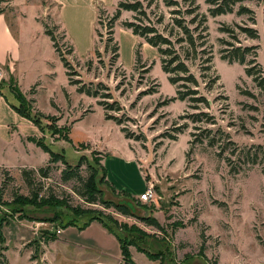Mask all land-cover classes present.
Here are the masks:
<instances>
[{
  "label": "rangeland",
  "instance_id": "obj_1",
  "mask_svg": "<svg viewBox=\"0 0 264 264\" xmlns=\"http://www.w3.org/2000/svg\"><path fill=\"white\" fill-rule=\"evenodd\" d=\"M195 1L199 11L207 17L205 49L212 56L209 74L212 78L218 75L210 91L204 90L203 84L199 88L210 100V107L205 110L214 115L216 124L213 125L192 123L184 118L185 114L193 112L186 101L164 104L165 99L175 95V87L161 69L155 48L121 26V20L132 19V12L123 11L115 22L113 36L119 44V58L114 62L111 45L110 50L104 48L107 19L103 16L101 21H96V15L98 7L110 15L116 0H73L60 9L53 0H14L16 7L22 4L21 11L27 15V34L36 36L30 49L27 44L22 46L23 72L18 73L20 76L14 81L24 93L28 88V92H32L30 82H37L33 107L53 115V119H40L41 135L51 150L63 151L71 165H75L81 155L85 156L80 167L82 177L86 178L93 171L87 165H93L103 198L129 200L135 215H123L113 207L87 203L77 193L81 190L79 181L62 180L61 170L65 165L61 162L51 165L47 177L35 175L32 187L40 194L52 193L63 198L71 206L101 209L103 215L108 216L105 220L111 228L124 241L132 243L129 250L136 264H159V259L150 260L139 249L159 254L162 264H264V173L261 167L255 165L246 169L236 162L242 169L233 173L224 159L230 156L229 151L218 156V146L197 141L201 134H208L209 128L212 129L210 136L215 134L219 140L215 130L220 127L239 146L261 144L264 147V90L245 74V65L220 58L224 45L219 40L256 46V61L264 71V0H242L233 6L232 12L214 17L209 15V4L205 0ZM1 2L0 9L14 11L15 5ZM157 2L147 13L149 20L162 30L171 21L172 8L166 7L162 0ZM241 6L249 11L240 13ZM160 16L162 23L157 22ZM237 24L255 28L258 37L252 39L241 34ZM43 25L55 34L59 49L73 65L76 75H72V79L110 97L78 93L75 85L68 84L65 68ZM227 25L234 29L237 40L220 31V27ZM63 30L66 37L62 39ZM70 45L73 52L68 50ZM137 49L144 64L134 66ZM200 65L198 60L190 66L198 78ZM1 85L6 89L4 83ZM151 88L155 92L146 93ZM102 99L119 104L120 110L107 111L122 121L118 127L113 120L104 118L105 111L98 104ZM20 110L34 114V110L23 105ZM53 126L59 130L54 137L51 136ZM121 127L131 135L128 146ZM63 134L71 141L62 139ZM218 142L223 144V141ZM127 148L140 170L136 162L127 160ZM93 151L101 152L100 163L115 190L105 182L99 183L102 172L93 161ZM36 161L41 164L43 160ZM149 184L154 186L156 197L154 201L142 203L138 195ZM32 187L24 182L20 170L8 171V174L0 170L4 200H10L14 193L29 194ZM22 210L19 214L0 206V217L5 218L0 264L120 263L117 240L99 223L92 224L85 232L68 226L52 241V237L58 235L56 228L70 221L81 224L88 216L75 217L59 207L37 210L24 206ZM56 216L59 219L53 222ZM143 216L155 217L163 231L146 224L139 218ZM137 229L152 236H145Z\"/></svg>",
  "mask_w": 264,
  "mask_h": 264
},
{
  "label": "trees",
  "instance_id": "obj_2",
  "mask_svg": "<svg viewBox=\"0 0 264 264\" xmlns=\"http://www.w3.org/2000/svg\"><path fill=\"white\" fill-rule=\"evenodd\" d=\"M158 0H116V7L113 12L108 15L107 11L101 7L97 8L96 21H101L103 16L107 19V37L105 39L104 48L105 50H110V45L113 53L114 62L119 58V44L117 40L114 39V25L117 20L120 19L121 13L123 11L132 12V19L121 20V26L129 30L133 35L138 36L144 40L149 46L155 48L160 61L161 69L167 74V79L169 83L175 87V95L164 100V104L168 101L180 100L186 101L188 108L192 109L193 112L185 114L184 118H187L192 123H206V124H216L215 117L213 114L205 109H209L210 100L205 94L200 91V84H203V89L210 91L215 83V78L218 79V75L213 78L210 76L211 70V60L212 56L208 55L205 47L208 37V26L207 17L204 13L199 11V5L195 0H162L164 5L170 10L171 21L169 24L165 25L162 30H160L154 23L148 18L147 9L152 5H158ZM209 4L208 13L211 16H217L224 13H230L233 11V6L242 0H205ZM186 4L188 6H185ZM177 7V8H176ZM249 11L247 8L241 6L239 9L240 13ZM1 13V10H0ZM145 21H147L145 23ZM158 23L163 22V17L160 16ZM240 33L255 39L258 37V33L255 28L245 25H235ZM44 27V33L50 38L55 52L58 54L63 67L65 68V74L67 76L68 84L75 85V90L78 93H84L92 97H110L108 94H100L98 89L89 88L85 86L80 80L72 79V75H76L73 65L66 58L65 54L61 52L58 47L57 37L55 34L46 26ZM96 30V29H95ZM220 31L228 34L230 37L237 40L234 34V29L229 25L220 27ZM66 33L63 30L61 38H65ZM223 48L220 49V58L227 61L228 63H239L245 65V74L250 76L255 83V85L264 90V71L260 67V64L256 61V46H246L241 45L240 41L238 45L233 42H229L219 39ZM227 45V46H225ZM69 52H73V47L70 45ZM68 52V53H69ZM97 53V50L94 51ZM200 61L199 66V78L190 70V66L196 61ZM144 64L142 62L140 50L135 51V65ZM207 63V64H204ZM7 84L5 80H0V95L6 100L9 106L20 116L26 118L32 122L40 132H43V126L40 122L41 118L53 119V115L44 114L38 109L33 107L35 100L33 98H26L25 94L21 91L18 84L14 81V78L10 76ZM4 83L7 88L8 93H10L15 102H11L6 94L1 90L4 87L1 85ZM36 85H32L30 88L32 92L29 94L33 95L36 91ZM101 85V84H99ZM155 92L154 88L147 90L146 93ZM98 104L104 109V118L108 120H113L117 125H121V120L116 116H112L107 111L114 109L120 110V106L116 101L108 103L106 100H99ZM20 105L26 106L27 109L34 110V114L24 113L20 110ZM54 129L51 131V136L54 137L59 130L53 126ZM120 131L124 134L125 138H131V135L126 132V130L121 127ZM212 129L206 130L208 134L199 136L197 141L202 143L206 141L209 146H218L219 151L218 156H222L223 152L229 151L230 156H225L224 159L233 173H238L241 171V166L237 165L241 163L246 166V169H250L255 165L261 167L262 173H264V147L261 144H250L239 146L237 145L229 136L227 132L217 127L215 132L219 134L216 140L215 134L210 136ZM62 139L66 141H71L67 134H63ZM60 137V138H61ZM27 139L35 143L43 151L48 153V161L45 166H40L38 168H20L21 176L24 182L32 187L34 176L47 177L49 171L51 170V165L61 162L65 165V168L61 170V178L64 181L75 179L81 183V190L77 193L89 204H101L105 208L113 207L119 213L123 215L134 216V208L129 200L122 199L118 201L108 200L103 198L102 189L96 183L97 170L93 165L88 164V169L93 170L86 178H83L80 173V167L85 162L86 157L81 155L77 160L75 165L69 164L64 152H55L51 150L50 145L45 142L44 136H28ZM59 139V136H57ZM218 141H223V144H218ZM93 161L96 165L100 167L101 177L99 178V183H109L106 179V169L103 164L100 163L101 152L93 151ZM234 158H231L232 156ZM3 174H8V170L1 169ZM112 189L114 187L111 185ZM129 195H127L128 197ZM132 199V197H131ZM145 206V204H141ZM0 206L9 207L14 213H22L24 206H30L34 209L43 208H64L70 211L75 217L88 216L87 220L80 223L75 221H70L62 224V228L68 226H75L79 230L85 229L91 222L97 221L104 227L110 234H112L120 248L121 260L119 264H136L133 259L129 246L132 245L131 242L124 241L120 235H118L105 220L101 209L94 207H80L71 206L66 202L65 199L59 198L54 194H40L39 190H34L33 187L29 194L14 193L10 200L3 199V192L0 189ZM148 225L154 226L158 231H163L162 225L153 216H143L139 217ZM58 216L52 219L53 222L57 221ZM5 221L4 217H0V245L5 243V237L2 232V225ZM139 233L145 236H152V234L146 233L140 229H137ZM57 237H52V241ZM144 253L148 259L157 260L159 259V264H162L163 260L159 254H150L144 250L139 249Z\"/></svg>",
  "mask_w": 264,
  "mask_h": 264
},
{
  "label": "crops",
  "instance_id": "obj_3",
  "mask_svg": "<svg viewBox=\"0 0 264 264\" xmlns=\"http://www.w3.org/2000/svg\"><path fill=\"white\" fill-rule=\"evenodd\" d=\"M53 1L58 4L60 9L61 6L70 4L73 0ZM1 3L15 5L14 0H2ZM21 7H23L22 4L18 7L15 5L14 11H8V9L3 8L0 9V80L8 81L10 76L15 80L19 78L20 75L18 73L23 72V61H25L23 60L22 46L27 44V48L30 49L29 45L32 47L36 40L34 33L27 34V15L23 12L24 10L21 11ZM92 9L95 12V8L92 7ZM35 14L34 18L36 19ZM37 22L39 21L37 20ZM34 80L35 79H33V81ZM29 85L31 86L33 84L30 82ZM28 89L25 93L24 91L22 92L28 98L31 97L34 99L35 94H29ZM1 91L6 94L11 102H14V98L8 93L7 88H2ZM28 136L40 137L41 133L32 122L16 113L0 95V170L5 169L11 172L13 170H20V168L23 167L37 168L46 164L48 161V153L43 151L35 143L29 141L27 139ZM1 140L3 142H1ZM125 142H127L128 146V138H125ZM126 155L128 161L136 162L128 148ZM38 159L43 160L41 164L36 161ZM137 166L140 170L138 163ZM94 223L98 222H91L82 232H85L87 228ZM66 229L67 228H61L59 234ZM104 230L106 233L110 234L105 228ZM59 234L56 239L59 238ZM113 238L115 237L113 236Z\"/></svg>",
  "mask_w": 264,
  "mask_h": 264
},
{
  "label": "built area",
  "instance_id": "obj_4",
  "mask_svg": "<svg viewBox=\"0 0 264 264\" xmlns=\"http://www.w3.org/2000/svg\"><path fill=\"white\" fill-rule=\"evenodd\" d=\"M156 197V191L153 185L149 184L145 187V189L138 195V200L142 203H148L154 201ZM61 228H56L55 233L59 234Z\"/></svg>",
  "mask_w": 264,
  "mask_h": 264
}]
</instances>
